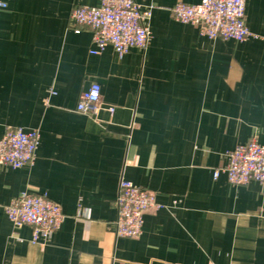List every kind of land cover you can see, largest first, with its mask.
<instances>
[{"label":"crops","instance_id":"1","mask_svg":"<svg viewBox=\"0 0 264 264\" xmlns=\"http://www.w3.org/2000/svg\"><path fill=\"white\" fill-rule=\"evenodd\" d=\"M0 138L40 132L32 166H0V264H264V184L214 172L239 144L264 145V0L246 3L253 36L211 40L171 8L200 0H135L152 7L151 40L120 58L93 55V32L70 20L102 0H1ZM92 83L106 109L77 106ZM122 178L154 192L134 239L116 234ZM47 194L65 216L51 243L33 244L5 208Z\"/></svg>","mask_w":264,"mask_h":264},{"label":"built area","instance_id":"2","mask_svg":"<svg viewBox=\"0 0 264 264\" xmlns=\"http://www.w3.org/2000/svg\"><path fill=\"white\" fill-rule=\"evenodd\" d=\"M249 0H200L191 5L179 2L171 8L177 22L196 27L202 36L211 40L245 42L253 36L246 23V3ZM7 4L0 0V9ZM153 8L143 7L135 0H102L100 6H77L70 20L76 33L82 28L93 32V55L112 47L123 58L131 49H146L151 40L150 22ZM106 109L111 115L114 107L105 108L102 89L98 83L81 95L77 111L97 118ZM40 145L38 130L9 128L0 138V166L22 169L34 164ZM226 165L214 172V179L225 175L229 184L245 186L255 181L264 184V145L253 139L239 144L225 154ZM118 217L116 234L134 239L143 233L145 215L163 208L157 195L122 178L116 200ZM15 228L30 226L33 244L52 242L65 216L61 207L47 194L23 193L5 208Z\"/></svg>","mask_w":264,"mask_h":264}]
</instances>
